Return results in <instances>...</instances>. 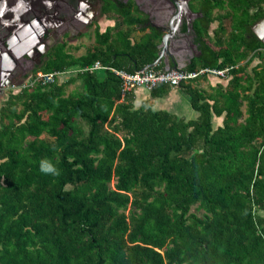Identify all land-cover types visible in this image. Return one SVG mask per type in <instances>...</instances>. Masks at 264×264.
<instances>
[{"label": "trees", "instance_id": "obj_1", "mask_svg": "<svg viewBox=\"0 0 264 264\" xmlns=\"http://www.w3.org/2000/svg\"><path fill=\"white\" fill-rule=\"evenodd\" d=\"M196 6L201 56L184 70L230 69L227 86L201 88L207 74L147 89L153 99L181 90L196 119L137 109L113 71H85L100 62L135 74L158 60L163 34L145 35L133 2L104 1L117 25L85 55L52 49L33 78L59 74L54 83L11 91L0 110V264H264V43L252 29L264 0Z\"/></svg>", "mask_w": 264, "mask_h": 264}, {"label": "flooded vegetation", "instance_id": "obj_2", "mask_svg": "<svg viewBox=\"0 0 264 264\" xmlns=\"http://www.w3.org/2000/svg\"><path fill=\"white\" fill-rule=\"evenodd\" d=\"M104 1L25 0L19 6L17 4L16 9H10L3 13L0 17L2 34L5 37L8 36V38L12 35L20 36L16 39L19 40L18 43L15 41L10 43L5 37L2 40H5L4 43L8 44L5 45L0 41V65L2 69L8 70L11 67L12 57L15 54L21 56L27 53L29 59L24 61L21 58L19 68L24 72L33 73L46 60L53 48L67 44L65 39L72 42L78 38L89 37L90 31L94 33V37H96L98 30L100 33L107 32L110 26H107L103 32L101 18L104 17L108 20V17L112 19L111 16L114 14L102 15ZM110 1L111 3L125 5L132 2L136 5L135 2H137L134 0ZM173 2L180 3V8L171 5L161 7L158 5V0H139V7L136 6L141 17L147 20L146 28L157 30L163 34V37L167 32L173 34L170 38L169 53L177 57L178 62L176 61L175 65L180 68L184 63L179 62V58L192 59L193 61L201 56L195 23L200 20L202 13L196 6V0H173ZM183 6L185 7L184 11L182 10ZM17 9L25 10L22 11L24 13L20 14L16 13ZM17 16L19 18L24 16V18L22 20ZM263 24L264 18L252 28L254 34L262 43V40H264ZM138 28L141 29V27ZM260 36L262 39L259 38ZM21 38L25 39L22 41ZM175 51H177V54H174ZM170 67L175 69L173 64Z\"/></svg>", "mask_w": 264, "mask_h": 264}, {"label": "built area", "instance_id": "obj_3", "mask_svg": "<svg viewBox=\"0 0 264 264\" xmlns=\"http://www.w3.org/2000/svg\"><path fill=\"white\" fill-rule=\"evenodd\" d=\"M155 68V67H154ZM154 68H145L138 71L135 74L127 73L125 71H119L110 67L102 65L100 62L95 63L93 66L86 68L87 72L111 70L123 82V95H126L139 88L152 89L159 84H170L174 87L179 86L183 82H190L203 75L216 76L221 79H228L230 69L226 70H200L198 72H188L184 69L177 68L166 71H156ZM59 74H44L39 73L36 78L32 79L31 84L23 86H35L36 84H52L56 81V76Z\"/></svg>", "mask_w": 264, "mask_h": 264}, {"label": "crops", "instance_id": "obj_4", "mask_svg": "<svg viewBox=\"0 0 264 264\" xmlns=\"http://www.w3.org/2000/svg\"><path fill=\"white\" fill-rule=\"evenodd\" d=\"M135 3L139 7V4L137 2H135ZM113 27H115V26H110V28H113ZM146 29H147L146 30V33L144 32L145 35L147 33L149 34L151 32V30H152V29H149V28H146ZM1 30L2 29H0V36L1 35L3 36ZM136 31L141 32L139 36H137V35L135 36L134 33ZM134 33H133V36H132L134 41H140L143 38V36H144V33L142 32V29H139L138 27L136 28V30L134 31ZM95 42H96V38H95ZM160 51H161V49H160ZM167 58H168L167 59L168 60L167 63L165 61L166 60L165 58H163L161 61H159L157 63V66L162 67V69H163L162 71H166L169 68V66H171L172 64L175 65L176 64L175 63L176 61L178 62V60L176 59L177 58L176 56H173L172 59H170L169 57H167ZM174 58H175V61H174ZM179 62L184 63V65H182L180 68L181 69H185L187 67V65L192 62V59H183V58L180 59L179 58ZM157 66H155V67H157ZM19 72H24V71L20 70L19 66L17 68H14L13 67L12 69L9 68L8 70H3L2 69V66L0 65V97H1V95L2 96L5 95L4 93L7 92L6 89L11 85V82H13L15 80V78L19 75ZM24 73H27V72H24ZM2 87H4L5 89L2 90L1 89ZM11 88H13V89L11 90ZM11 88L10 89H7V90L8 91L9 90L10 91H13L14 89H16L15 86L14 87H11ZM134 94H135V100H134V106L135 107L138 106V104H140V107L143 106V105H145V104H149L155 110H166V111H169V112H172V113L176 114L179 117L185 118L186 120H191L192 118H195L194 117V114H197V117L196 118H198V116H199V114L192 109V107L190 105L189 98L181 90H179V89H173L170 92L169 96L166 97V98H163V99H153V98H151L150 91L147 90V89H145V88H139V89L135 90ZM175 96H177L178 102L173 103L171 105L172 109L171 108H165L164 106H162L163 105V102H166L168 100H172V99H174ZM7 100H3V101L0 102L1 108L5 105V102ZM148 101H149V103H148ZM151 101H153V102L151 103ZM182 101L188 107L187 116L186 115H181V114L177 113V106H176V104H178L179 102H182ZM189 107L192 109L193 114L189 111ZM221 118H225V117L224 116L223 117H220V118H216L215 117L214 126H215L216 129L219 128V127H221V126H223V124H224V119L222 120ZM261 214L264 215V212H261Z\"/></svg>", "mask_w": 264, "mask_h": 264}, {"label": "rangeland", "instance_id": "obj_5", "mask_svg": "<svg viewBox=\"0 0 264 264\" xmlns=\"http://www.w3.org/2000/svg\"><path fill=\"white\" fill-rule=\"evenodd\" d=\"M107 19L108 20H106L104 17L101 18V22H102L101 27H102L103 32L106 30L107 26H115L116 22H118V20L115 22L114 18L111 19V18L107 17ZM215 26L216 25H213V28H215ZM140 33L141 32L136 31L134 34H135V36L136 35L139 36ZM89 34H90L89 37L85 36L83 38H78L76 40H73L72 42H71V40L68 41V39L67 40L65 39V41H67L68 47L73 52L74 56L81 57V56L85 55L89 49H93L96 46L94 33H92L90 31ZM77 72H78V70L74 69L72 71H69L65 74L60 75L59 76V82L63 83L67 79H69L70 77L76 76ZM33 77H34L33 73H31V72H27V73L19 72V75L15 78V80L13 82H11V85L7 89H10L11 87L15 86V88H16L15 92H17L19 90L18 87L31 84ZM209 80L210 81H208V82L200 80L198 84L201 88H204V89H209V85L216 86L217 84H223L224 86H227V79H221V78H218L216 76H210ZM79 88H81V82L77 81L75 84L70 85L68 87L67 91L69 93H71V92H73ZM1 89L4 90L5 88L2 87ZM7 89H6L7 92L4 93L5 95H3V96L1 95L0 102L3 100H7L9 98L11 91L10 90L8 91ZM12 89L13 88H11V90ZM152 102L153 101H151V103ZM176 102H178L177 96H175L174 99H172V100H168L166 102H163V105L162 104L161 105L164 106L165 108H171L172 109L171 105L173 103H176ZM148 103H149V101H148ZM176 106H177V113L187 116L188 107L185 105V103L183 101L176 104ZM139 107H140V104H138V106H136L137 109ZM0 109H1V105H0ZM189 111L193 114V111L190 107H189ZM194 117L195 118H192V119H196L197 114H194ZM221 119L223 120L224 118H221ZM195 210H196V207L193 208V211H195Z\"/></svg>", "mask_w": 264, "mask_h": 264}, {"label": "water", "instance_id": "obj_6", "mask_svg": "<svg viewBox=\"0 0 264 264\" xmlns=\"http://www.w3.org/2000/svg\"><path fill=\"white\" fill-rule=\"evenodd\" d=\"M135 1H137V3L139 4V0H135ZM22 2H25V0H0V17L3 15V13H6L7 11H9L10 9H16L15 8V6L18 4V6L20 5V4H22ZM158 5L159 6H161V7H166V6H173V7H175V8H180V3H177V2H173V0H158ZM187 7H188V5H186ZM17 7V6H16ZM23 10H25V9H17L16 10V13H20V14H22V13H24V12H22ZM18 18H19V16H17ZM22 18H24V16H21L19 19H22ZM23 20V19H22ZM2 21V20H1ZM3 22V21H2ZM4 23V22H3ZM20 35H16V36H11V37H9L8 38V36H0V41L3 43V44H8V43H4V41L5 40H2L3 39V37H5L6 38V40L7 41H9L10 43L12 42V41H15L16 43H18L19 42V40H16L18 37H19ZM173 36V34L171 35V34H169L168 32L165 34V36L163 37V39H162V43H161V45H160V49H161V53H160V55H159V58H158V60L154 63V64H152V65H150V66H148V68H154L155 66H157V63L159 62V61H161L163 58H165L166 60V63L168 62V56H170V57H173L174 55H171L170 53H169V47H170V38ZM8 38V39H7ZM260 39H262V37L260 36L259 37ZM9 39H11V40H9ZM22 39V41H23V39H25V38H21ZM263 41V43H264V40H262ZM23 44H26V43H23ZM28 46V45H27ZM26 47V46H25ZM195 47V46H194ZM16 52V51H15ZM174 54H177V51H175V53ZM168 55V56H167ZM21 58H23V60L25 61V60H27V59H29V54H27V53H24L23 55H21V56H18L17 54H15V56H13L12 57V61H11V67H10V69H12L13 67L14 68H17L19 65H20V59ZM175 66V69H177L178 68V66H176V65H174ZM172 68L169 66V68L167 69V70H171Z\"/></svg>", "mask_w": 264, "mask_h": 264}, {"label": "clouds", "instance_id": "obj_7", "mask_svg": "<svg viewBox=\"0 0 264 264\" xmlns=\"http://www.w3.org/2000/svg\"><path fill=\"white\" fill-rule=\"evenodd\" d=\"M42 170L45 172L54 171L53 167L48 163L42 165Z\"/></svg>", "mask_w": 264, "mask_h": 264}, {"label": "bare ground", "instance_id": "obj_8", "mask_svg": "<svg viewBox=\"0 0 264 264\" xmlns=\"http://www.w3.org/2000/svg\"><path fill=\"white\" fill-rule=\"evenodd\" d=\"M184 9H185V7L183 6V7H182V10L184 11ZM263 25H264V24H263Z\"/></svg>", "mask_w": 264, "mask_h": 264}]
</instances>
